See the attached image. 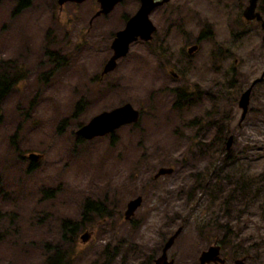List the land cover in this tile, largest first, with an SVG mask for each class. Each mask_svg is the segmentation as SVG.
Here are the masks:
<instances>
[{
    "label": "rangeland",
    "instance_id": "374dc122",
    "mask_svg": "<svg viewBox=\"0 0 264 264\" xmlns=\"http://www.w3.org/2000/svg\"><path fill=\"white\" fill-rule=\"evenodd\" d=\"M20 1L0 0V75H27L0 111V264H47L57 251L68 264H154L179 228L167 252L175 264H198L214 241L264 264V32L244 20L248 0H168L149 15L153 38L131 43L104 76L140 0L97 18V0ZM256 81L242 119L239 101ZM181 90L191 102L175 106ZM127 103L136 124L77 134ZM30 154L40 156L34 170ZM161 167L173 171L155 178ZM248 180L257 213L242 199ZM88 201L107 212L84 223ZM67 221L81 224L77 233L62 231Z\"/></svg>",
    "mask_w": 264,
    "mask_h": 264
},
{
    "label": "water",
    "instance_id": "95a60500",
    "mask_svg": "<svg viewBox=\"0 0 264 264\" xmlns=\"http://www.w3.org/2000/svg\"><path fill=\"white\" fill-rule=\"evenodd\" d=\"M86 0H58V5L60 8L66 3L73 2L76 4H81ZM122 0H98L100 4L99 10L95 13L94 17H98L101 15H106L110 13L116 4L121 2ZM168 0H141V6L138 9L136 15L131 17L127 23L126 27L123 31H118L116 34V38L112 42L111 48L114 53L104 66L102 71V76L111 72L116 67V62L121 56H125L129 49L130 44L141 40H151L152 34L156 30L155 25L149 19V15L152 10L157 8L159 5L167 2ZM258 0H250L249 5L244 11V17L246 20L257 19L258 21H262V17L259 13H255L256 5ZM262 27L264 29V21L262 22ZM197 46H193L188 49L189 52L195 51ZM176 76V75H175ZM258 81L254 82L250 88H248L241 96L239 101V107L242 109V119L246 116L248 112V106L250 102V94L252 91V87ZM139 111L134 109L131 104L127 103L120 107L114 108L111 111L102 112L95 117H93L87 124L83 125L78 129L77 134L85 139L91 140L96 137L105 136L111 134L115 130L119 129L124 125L135 124L139 119ZM231 138L229 139L228 146L230 145ZM40 156L36 154H30L28 156L31 160H37ZM171 168L161 167L158 173L155 175V178L160 177L163 174L172 173ZM142 203V197L139 196L134 200H131L127 204V209L124 214L125 220H130L135 211L140 207ZM182 229L179 228L174 235H172L164 244L162 249V254L156 259L155 264H173L172 260H168V250L173 246L175 239L178 237L180 231ZM83 241L86 242L89 239V235H84L82 237ZM217 254V248L211 247L207 251L202 252L200 260L201 263L210 261L214 255Z\"/></svg>",
    "mask_w": 264,
    "mask_h": 264
},
{
    "label": "flooded vegetation",
    "instance_id": "af4514ba",
    "mask_svg": "<svg viewBox=\"0 0 264 264\" xmlns=\"http://www.w3.org/2000/svg\"><path fill=\"white\" fill-rule=\"evenodd\" d=\"M249 1L250 0H248V5H249ZM259 1L260 0L257 1L255 13H259L260 14V16L262 17V21H258L256 18L253 19V20H246V18L244 17V11H245V9L247 8L248 5L242 11V16H243V18H244V20L246 22H248L250 24L256 23L261 28V30L264 32V29L262 27V22L264 21V15L258 9ZM262 40L264 41V35H263ZM101 76H102V72H101ZM253 86L255 87L256 85H253ZM254 87H252V90H253ZM248 109H249V107H248ZM252 151L256 152L255 149H254V146H253ZM247 152H248V150H247ZM247 152H245V153L247 154ZM251 182L252 181L248 180L244 184V186H242L243 194L245 192H247V195H243L242 194L243 195L242 199H245V201H246L244 203L246 209L250 210V208H251V211L253 210V211H255L257 213L258 208H259V197L255 193L256 192V188L255 187H254L252 196L249 197V190H250L249 188H250ZM239 219H240V217L238 218V220ZM244 225L247 226L246 224H244ZM250 226H253L256 229V226L252 222H251ZM219 230H222L226 234H228L229 230H228V227H227V223H225L224 226H221ZM90 234H89V236H90ZM163 247H162V249H163ZM207 247L208 248L203 250L202 252L207 251L211 247H215V248H217V254L214 255L212 258H210V261L201 263V260H200V257H201V254H202V252H201L200 256L198 257V264H260V263L256 262V258L253 257L252 254L246 252V247H240V248L234 247L233 245L231 246V244H224L223 241H214L212 244H210ZM162 249H161V254H162ZM168 259L172 260L173 264H175V260L174 259H172L171 257H168ZM155 261H156V258L153 260L154 264H155Z\"/></svg>",
    "mask_w": 264,
    "mask_h": 264
},
{
    "label": "trees",
    "instance_id": "16d2710c",
    "mask_svg": "<svg viewBox=\"0 0 264 264\" xmlns=\"http://www.w3.org/2000/svg\"><path fill=\"white\" fill-rule=\"evenodd\" d=\"M22 0L19 3V8L20 7H24L26 6L25 3H23L22 5ZM22 7V8H23ZM19 11V10H16ZM52 56L51 53H48V57ZM50 60H52L51 62H55L57 60H54L53 57L49 58ZM62 61H59V63H61ZM60 66V64L58 65ZM27 75L25 74V72L22 69H17L15 70L14 73H12V75H8L7 73H3V75H0V111L4 102V99L7 97V95L12 91V88L20 81H22ZM190 93L186 92L185 90H181L178 92V94L176 95V101H175V106L180 105L181 101H183V99H189V102H191V98L189 97ZM0 120H1V116H0ZM228 160H231L230 158ZM35 165H37V162L35 160H31L30 162V167L29 169L32 168V170H34ZM52 193H54V191H50ZM98 202H94V201H88L86 204H84V211L82 213V217H84L85 219L82 221L84 223H86L88 221V218L85 217L86 213L94 215L97 214L98 216H102L104 213L107 212V209ZM109 214V213H107ZM81 224H79V222L77 223H70L69 221H67V223L62 225V231H64V233L69 232L71 235L78 231V229L80 228ZM47 264H68V262L65 261L64 255L61 254V251H57L55 253V255L49 257L47 259Z\"/></svg>",
    "mask_w": 264,
    "mask_h": 264
}]
</instances>
